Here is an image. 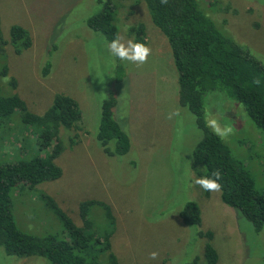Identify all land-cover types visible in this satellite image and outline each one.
I'll return each mask as SVG.
<instances>
[{
  "label": "rangeland",
  "instance_id": "1",
  "mask_svg": "<svg viewBox=\"0 0 264 264\" xmlns=\"http://www.w3.org/2000/svg\"><path fill=\"white\" fill-rule=\"evenodd\" d=\"M103 1L0 0L6 66V74H0V95L15 93L31 113L40 115L53 95L63 94L74 99L81 112L76 144H68L73 132L60 133L63 150L53 161L60 177L30 189L18 184L10 190L16 229L36 237L60 236L61 224L41 201V194L51 197L76 226L81 224L78 205L95 201L108 206L113 218L110 248L117 264H186L194 257L201 263L205 244L215 251L216 264H264V228L254 232L237 211L221 203L218 191L204 196V189L195 184L191 152L203 134L193 116L177 105L167 44L151 25L142 0H112L117 36L132 40L127 30L143 26V41L151 54L142 65L113 57L103 37L87 28L86 20ZM197 1L215 28L264 68V0ZM13 25L23 28L31 40L19 54L8 43ZM47 62L48 74L43 76ZM1 65L0 59V69ZM108 93L116 101L113 118L130 142L128 152L119 158L105 157L95 141L100 103ZM202 108L206 128L247 172L254 192H263L264 131L221 93L205 94ZM170 113L178 114L169 119ZM211 119L231 132L217 135L209 126ZM15 128L19 134L8 135ZM30 130L0 121L1 166L39 153ZM189 201L198 206V227L178 220L179 210ZM87 218L95 232L107 228L99 206L87 208ZM197 232H209L210 240L196 237ZM152 252L158 253L156 259L150 258ZM0 264L46 261L9 257L0 248Z\"/></svg>",
  "mask_w": 264,
  "mask_h": 264
},
{
  "label": "trees",
  "instance_id": "2",
  "mask_svg": "<svg viewBox=\"0 0 264 264\" xmlns=\"http://www.w3.org/2000/svg\"><path fill=\"white\" fill-rule=\"evenodd\" d=\"M151 25L164 38L175 71L176 102L194 118L195 126L202 132V138L191 152L190 169L196 178L211 177L219 169L222 178L219 199L226 207L237 211L258 233L264 228V191L255 193L253 182L220 142L218 137L204 125L202 99L207 93H221L239 104L249 121L264 131V68L234 41L219 32L214 23L206 17L197 0H142ZM115 6L112 0H105L101 9L86 20V26L98 32L109 43L117 36L115 26ZM133 41L144 43L143 26L127 30ZM8 43L15 54L28 49L31 40L28 33L19 26H10ZM0 36V74H6L3 46ZM2 51V52H1ZM47 62L41 74H48ZM117 69H121L120 66ZM259 81V83H255ZM14 88L13 81L9 84ZM113 93H108L101 101L95 131V141L107 158H119L130 147L127 134L113 118L116 101ZM0 121L2 124L16 122L17 126H27L35 134V155L18 161L0 165V248L6 256L15 258L39 257L46 264H117L110 248L113 218L108 206L95 201H84L78 205L80 226L59 209L55 201L41 194L45 203L61 224L60 236L36 237L18 231L10 212V190L18 184L30 188L54 181L61 175L54 160L62 152L61 132H73L68 144H76L80 131L81 112L74 99L63 94H55L49 106L40 115L31 113L25 103L15 93L0 95ZM25 129L24 127H22ZM18 133V128L8 135ZM3 135V132H2ZM42 153V154H41ZM208 191L204 190V196ZM99 206L107 228L100 232L92 229L87 218V208ZM178 220L184 226L198 227L200 214L194 202H186L178 212ZM110 226V227H109ZM196 237L210 240L209 232ZM194 257L186 264H216L217 255L207 244L202 250V262Z\"/></svg>",
  "mask_w": 264,
  "mask_h": 264
},
{
  "label": "clouds",
  "instance_id": "3",
  "mask_svg": "<svg viewBox=\"0 0 264 264\" xmlns=\"http://www.w3.org/2000/svg\"><path fill=\"white\" fill-rule=\"evenodd\" d=\"M168 0H161L162 4H166ZM108 50L113 57H116L120 60H126L137 65H142L147 62L149 55L151 54V49L144 43L135 42L133 40H127L126 42L122 37L116 36L112 41L108 43ZM259 83V81H255ZM173 114L170 113L168 118L171 119ZM209 126L213 131L221 136L225 137L231 132V128H221L216 119H211ZM222 178V174L219 169L212 172L211 177H200L195 180V184L199 185L205 191H220L221 184L219 183ZM158 256L157 252L150 253L151 259H156Z\"/></svg>",
  "mask_w": 264,
  "mask_h": 264
}]
</instances>
